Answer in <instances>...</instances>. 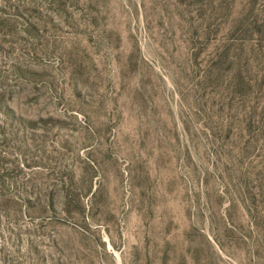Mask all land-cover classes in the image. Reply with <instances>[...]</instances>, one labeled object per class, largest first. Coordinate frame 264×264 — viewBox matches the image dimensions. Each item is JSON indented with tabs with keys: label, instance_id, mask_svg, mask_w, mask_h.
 Listing matches in <instances>:
<instances>
[{
	"label": "rangeland",
	"instance_id": "1",
	"mask_svg": "<svg viewBox=\"0 0 264 264\" xmlns=\"http://www.w3.org/2000/svg\"><path fill=\"white\" fill-rule=\"evenodd\" d=\"M0 264H264V0H0Z\"/></svg>",
	"mask_w": 264,
	"mask_h": 264
}]
</instances>
